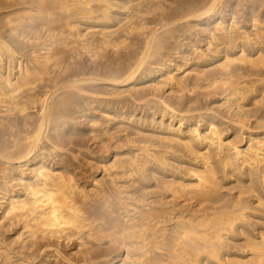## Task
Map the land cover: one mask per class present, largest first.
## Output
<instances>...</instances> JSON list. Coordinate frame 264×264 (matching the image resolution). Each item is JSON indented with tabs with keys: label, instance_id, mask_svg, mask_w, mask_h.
<instances>
[{
	"label": "bare ground",
	"instance_id": "6f19581e",
	"mask_svg": "<svg viewBox=\"0 0 264 264\" xmlns=\"http://www.w3.org/2000/svg\"><path fill=\"white\" fill-rule=\"evenodd\" d=\"M172 1L0 0V264H264V0Z\"/></svg>",
	"mask_w": 264,
	"mask_h": 264
},
{
	"label": "rangeland",
	"instance_id": "374dc122",
	"mask_svg": "<svg viewBox=\"0 0 264 264\" xmlns=\"http://www.w3.org/2000/svg\"><path fill=\"white\" fill-rule=\"evenodd\" d=\"M175 1H177V0H175ZM175 1L173 2L174 3V5H173V3L172 2H168V5H170V7H175L176 6V3H175ZM176 7H178V5L176 6ZM241 8V7H240ZM242 9V8H241ZM240 9V10H241ZM242 15V14H241ZM84 128H86L85 126H84ZM93 142H90V148L91 149H94V147H93ZM17 225V226H16ZM13 228H7V229H9L10 230V232L8 231L7 232V230L4 232L5 233V235L3 234V235H1L0 236V239L1 240H4L7 244H12L13 242V248H11V251L13 250V253H14V255L15 256H18L19 254H20V256H21V253H19V252H21V246L19 247V243L18 242H15V241H17V240H19V238H20V234H21V232L23 233V231H22V229H21V225L18 223H15V225L14 226H12ZM16 227V228H15ZM20 228V229H19ZM11 229H13L12 230V232H11ZM19 235V236H18ZM18 237V239H15V238H17ZM4 238V239H3ZM7 238V239H6ZM22 238H25V236L24 237H22ZM15 239V240H14ZM12 242V243H11ZM15 243H18L17 245H15ZM73 243H74V241H63L62 242V244H61V248H62V251L63 252H67V250H70V249H72V248H74V246H73ZM11 246V247H12ZM15 246H16V248H15ZM25 249V248H24ZM23 250V249H22ZM16 251V252H15ZM31 252V250H27V248L25 249V250H23V253L25 254V255H27V254H29ZM16 253V254H15ZM17 253H18V255H17ZM20 256H18L17 257V259L20 257ZM21 258V257H20Z\"/></svg>",
	"mask_w": 264,
	"mask_h": 264
}]
</instances>
